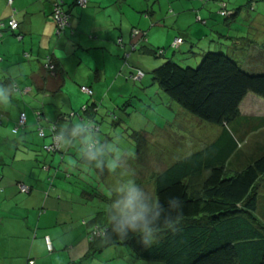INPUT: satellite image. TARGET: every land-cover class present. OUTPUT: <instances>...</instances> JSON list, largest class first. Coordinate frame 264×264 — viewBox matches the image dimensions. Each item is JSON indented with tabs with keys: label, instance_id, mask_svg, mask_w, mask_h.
<instances>
[{
	"label": "trees",
	"instance_id": "obj_1",
	"mask_svg": "<svg viewBox=\"0 0 264 264\" xmlns=\"http://www.w3.org/2000/svg\"><path fill=\"white\" fill-rule=\"evenodd\" d=\"M88 3L84 6L77 0V5L81 8L86 9ZM10 5L13 6V0H10ZM54 7L56 36L62 38L70 28L72 15L66 10L63 1H59ZM59 11L61 19L57 16ZM62 18L67 21L66 24L61 21ZM13 21L18 24L17 29L11 27ZM6 30L16 34L20 30V24L14 18L1 21L0 37L8 32ZM148 31L139 28L131 31L133 38H142L138 44L131 45L133 52L140 51L141 48L150 56L164 57L166 49L154 48L148 44ZM16 36L22 38L19 34ZM119 44L121 47L125 46L123 42ZM173 48H176L174 43ZM261 53L262 61L255 62L254 66L260 65L255 72L242 66L234 53L227 55L223 52H207L196 68L181 67L175 59H166L165 63L151 73L159 89L180 109L195 117L200 129L208 134L204 140H197L193 146L184 147V151V148L180 149L184 154L178 159L168 156L155 158L152 160L153 165L149 164L142 170L141 165L135 174L140 186L144 187L149 183V179L152 180L151 193L161 201L170 196H178L184 201L180 230L176 233L165 231L158 244L146 249L136 236L130 235L129 238L121 240L103 231L108 228V221L105 226H100L96 213L90 222L94 226L90 236V251L81 261L72 264H87L107 248L118 246L129 247L135 258L142 262L264 264V117L249 116L242 112V105L249 96L254 95L264 100V51ZM253 57L252 53L241 56L244 61ZM123 61L127 65L130 64L128 56ZM44 67L52 79L66 81L65 74L53 55L46 57ZM132 67L136 73L131 74L129 80L134 84L144 81L146 73L135 65ZM7 82L6 80L4 83ZM84 88L91 93L85 92ZM80 90L82 94L95 98L94 103L83 106L81 113L72 111L70 114H64L60 110L54 120L45 116L42 104L40 108L35 109L37 129L33 131H27V111L20 112L12 129L14 142L7 144V147L14 155L17 151L16 144L22 137L37 133L43 141L51 138V143H44L41 151L51 158L60 156L59 166L48 164L47 160H39L40 152L33 149L37 147L36 144L28 140L25 145L27 152L34 154L38 168L46 170L53 167L49 174L50 182H55L63 175L66 182L73 184L71 176L74 164H69L67 158L74 157L79 168L88 171L96 169L102 181L112 187L113 182L109 181L110 177L117 176L115 172L112 173L108 167L97 169L89 166L80 158L75 147L62 149L54 139L64 121L71 122V127L72 123L78 120L96 121L95 116L100 107L98 102L101 99L95 97L92 87L81 86ZM23 114L26 116L25 124H21ZM4 120V114L1 113L0 125H3ZM213 126L216 127V132L213 131ZM94 127L99 133L100 128ZM68 130L70 131L69 127ZM42 132L45 136H41ZM197 144L198 146H195ZM66 166L70 169L65 170ZM147 170L148 176L139 179L140 172L145 174ZM86 196L89 195L83 191L81 197L88 201ZM98 197L100 200L104 198ZM114 198L115 194L112 200Z\"/></svg>",
	"mask_w": 264,
	"mask_h": 264
},
{
	"label": "crops",
	"instance_id": "obj_2",
	"mask_svg": "<svg viewBox=\"0 0 264 264\" xmlns=\"http://www.w3.org/2000/svg\"><path fill=\"white\" fill-rule=\"evenodd\" d=\"M59 1L65 3L66 10L72 15L70 28L62 38L56 36L53 17L54 6ZM121 1L108 4L88 0L85 9L77 5V0H13V6L10 0H0V22L14 18L20 24L16 34L6 30L8 32L0 37V81L7 80L5 77L10 69L15 68L19 73L11 103L19 102L15 100L16 96L35 94L33 102L44 104V114L51 118L64 100L75 111L74 100L69 97L72 89L81 93V86L92 87L98 99L107 91L110 94L118 91L116 81H109L106 77L107 68L112 65L114 69L111 71L119 76L123 60L130 54V62L131 53L134 55L131 45L138 44L142 39L140 36L133 38L131 31L135 28L149 30V27L142 29L141 25L135 27L136 23L132 26L130 21L124 23L123 17L143 14V11L149 10V3L142 2L137 7L134 3ZM124 5L130 12L124 10ZM154 14L150 13L149 17L153 19ZM162 28L165 29L166 24ZM17 34L22 38L19 39ZM184 37H175L167 44L171 45L180 38H183L184 44L185 39L195 41L188 35ZM119 42L125 46L121 47ZM151 42L148 40L149 45ZM139 50L136 53H145V49ZM50 55L65 74V82L52 79L45 72L44 62ZM124 93L123 89L118 91L119 99ZM60 110L62 108L59 113ZM20 112L13 117L11 112L5 111L9 120L7 125L16 124ZM66 124L71 129V122L64 121ZM14 137L12 130L0 129V146L2 142L3 146L13 143ZM27 141V137H22L16 144L17 151L14 155L10 154V164L0 156V166L10 171V177L3 169L0 171V264H27L30 259H34L36 264L79 262L90 251V236L94 228L90 222L96 212L89 214L86 211L88 203L82 198L76 200L70 196L71 184L65 181L63 175L55 182L49 181L53 167L41 171L33 160L34 154L27 152ZM57 159L51 158L47 162L55 165ZM72 161L76 163L74 157ZM17 165L25 168H18ZM36 169L41 172L35 173ZM69 169L65 167V170ZM78 207H82L83 211ZM20 211L27 216H18L16 213L21 214ZM47 237L51 238L52 250L47 245Z\"/></svg>",
	"mask_w": 264,
	"mask_h": 264
},
{
	"label": "rangeland",
	"instance_id": "obj_3",
	"mask_svg": "<svg viewBox=\"0 0 264 264\" xmlns=\"http://www.w3.org/2000/svg\"><path fill=\"white\" fill-rule=\"evenodd\" d=\"M98 1L108 4L116 2V0ZM117 1L122 2L121 0ZM125 1L131 4L134 3L137 7H139V3H149V10L143 11V14L123 16L124 23L130 21L131 25L136 23L135 27L141 25L142 29L149 27L148 40L152 41L150 45L166 50L164 57H155L136 52H133V55L131 53L133 57L130 59V66L123 62L119 70V76L118 74L115 76V73L111 71L114 69L112 65L107 68L108 74L106 77L109 81H116L118 91L123 89L125 93L122 94V99H119L118 91L112 94L107 91L103 97H100L99 99L101 100L98 99V104L100 105L99 113L95 116L96 121L92 123L100 128L98 134L102 139L112 141L114 138H119L120 140V147L123 151L119 166L114 170H110L117 175L110 177L109 182H113L112 187L102 181L96 169L88 171L84 168H79L78 163H74L72 159L67 158L69 164L70 162L71 164L74 163L72 165V174L74 176H71L73 184H71L72 193L69 192L70 196L78 200L82 198V192L86 191L89 195L86 196L88 201L83 199L84 202H88L86 211L89 214L96 212L98 223L102 227L107 224V215L100 213L105 212V206L114 197V189L118 184L125 182L129 178L138 184L135 174L138 173L141 165L143 166L141 170L145 169L147 165H153L154 162L152 160L155 158L160 159L162 156L178 159L184 154V147H191L197 143V140H204L205 136L208 135L200 129V124L195 117L180 109L176 103L159 89L158 85L153 81L151 73L165 63L166 59H175L176 63L181 67L196 68L200 64L202 56L207 52H223L227 55H233L234 53L240 59L242 66L255 72L258 71L255 69L260 67V65L254 66L255 62L262 61L263 54L261 51H264V0ZM124 10L130 12L125 5ZM150 13H155L153 19L150 18L151 16L149 17ZM164 24H166L165 29L162 28ZM185 35L195 38V41L188 42V39H185V44H181L176 48H173V44L169 45L175 37H184ZM168 42L170 43L167 44ZM249 53H252L254 57L244 61L241 56ZM132 65L141 68L146 73L144 81L137 84L129 81L131 74L136 73ZM253 67H255L254 70ZM33 96L35 94H27L24 97L21 95L16 96L15 100H19V102H12L11 106L5 109L7 113L11 112L13 117L20 110H26L29 119L27 131L37 129L34 113L35 109L40 108L42 105L40 102H33ZM69 97L74 100L73 108L79 113H81L83 106L93 104V99H95L80 92L78 93L75 89H72V94H69ZM60 108H62L64 114L72 112L71 105L65 100L60 103ZM59 109L55 111L56 114L54 116H51L52 119L59 113ZM5 111L0 109V114L4 113L5 118L4 124L0 125V129L10 131L15 127V123L13 122L10 126L7 125L9 120L5 116ZM242 112L249 116L264 117V100L254 95L249 96L242 105ZM212 128L216 132V127L213 126ZM213 131L211 130L212 133H214ZM27 138L32 144H36L37 147L33 148L31 146V148L40 152L39 160H51L50 155L41 151L44 143H51V138L43 141L38 137L37 133L30 134ZM211 139L210 141H212ZM1 145L0 156L3 157L7 164H10L12 151L8 149L7 145L3 146L5 145L4 142ZM195 146H198V144ZM182 148L184 149L181 152L180 149ZM182 157L185 158L187 156ZM33 160H35V157ZM59 161L60 156H58L55 165L59 166ZM17 167L24 166L17 165ZM2 169V166H0V171ZM3 171L7 177H10L8 169H3ZM41 171L43 170L41 169ZM41 171L36 169L35 173ZM141 173L138 176L139 179L148 176V170L145 174ZM148 182L146 186L142 187L149 192H153L152 180L149 179ZM98 196H104L109 203L104 198L100 200ZM78 209L83 211L82 207H78ZM20 212L21 214H16L20 217L27 216L22 211ZM87 264L161 263L142 262L135 258L129 247L118 246L107 248Z\"/></svg>",
	"mask_w": 264,
	"mask_h": 264
},
{
	"label": "clouds",
	"instance_id": "obj_4",
	"mask_svg": "<svg viewBox=\"0 0 264 264\" xmlns=\"http://www.w3.org/2000/svg\"><path fill=\"white\" fill-rule=\"evenodd\" d=\"M18 74L17 69H10L5 77L8 82L0 81V109L11 106ZM54 139L62 149L75 147L89 166L110 170L119 166L123 151L119 138L102 139L90 121H75L70 131L68 124L62 125ZM114 191L115 198L105 206L108 228L103 231L108 234L121 240L136 236L147 249L158 244L165 231L176 233L180 230L184 214V201L180 197L170 196L161 201L131 178L118 184Z\"/></svg>",
	"mask_w": 264,
	"mask_h": 264
},
{
	"label": "built area",
	"instance_id": "obj_5",
	"mask_svg": "<svg viewBox=\"0 0 264 264\" xmlns=\"http://www.w3.org/2000/svg\"><path fill=\"white\" fill-rule=\"evenodd\" d=\"M11 3H12V1H11ZM79 3H80L81 5H84V6H85V5L88 3V0H79ZM57 16H58V19H61V12H60V11L58 12ZM61 21H65V19L62 18ZM66 22H67V21H65V24H66ZM62 26H64V25H62ZM11 27H12L13 29H17V28H18V24H17L16 22L13 21V22H11ZM182 43H183V40H182V39H177L176 42L174 43V47H178V46H180ZM83 90H84L85 92H87V93H91V92H90L89 90H87L86 88H84ZM25 123H26V116L23 114V115L21 116V124H25ZM41 136H45L44 132H42ZM55 146H56V144H55ZM23 189L25 190V188H23ZM46 242H47V245H48L49 249L52 250V241H51V238L47 237V238H46ZM28 264H36V261H35L34 259H30V260L28 261Z\"/></svg>",
	"mask_w": 264,
	"mask_h": 264
}]
</instances>
